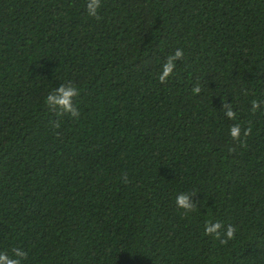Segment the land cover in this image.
<instances>
[{
    "label": "trees",
    "instance_id": "obj_1",
    "mask_svg": "<svg viewBox=\"0 0 264 264\" xmlns=\"http://www.w3.org/2000/svg\"><path fill=\"white\" fill-rule=\"evenodd\" d=\"M86 3L0 0V252L22 249L21 264H264V0H101L99 20ZM69 81L75 119L44 104ZM193 192L195 210L177 208ZM207 220L234 238L205 235Z\"/></svg>",
    "mask_w": 264,
    "mask_h": 264
},
{
    "label": "clouds",
    "instance_id": "obj_2",
    "mask_svg": "<svg viewBox=\"0 0 264 264\" xmlns=\"http://www.w3.org/2000/svg\"><path fill=\"white\" fill-rule=\"evenodd\" d=\"M101 7V0H87L86 11L88 16L93 17L97 20L100 19L98 15V10ZM183 50L177 49L174 53L169 55L164 64L162 65V71L158 79L160 83H166L168 77L173 73L175 68V61L183 59ZM194 94H199L201 88L199 84L192 89ZM80 94V89L74 83L69 81L68 83H61L58 87L53 88L44 98L45 106L52 111H56L57 117H62L68 115L75 119L79 117V110L77 105L73 103V99ZM262 102L257 100L251 101V110L255 112ZM222 108L224 110L225 116L230 120L236 119V112L229 106L228 103H223ZM53 129L60 128L59 119L51 122ZM252 128L248 126L243 129V136L247 137L251 134ZM230 137L233 141H238L241 147L245 146V141L241 139V125L239 123L233 124L229 129ZM229 151H235L234 148H230ZM122 181L124 183L128 182L127 175L122 176ZM196 193H180L177 195L175 204L177 208H181L187 212L195 210V203L189 202V196L195 195ZM224 227L219 221L207 220L204 224V234L212 235L215 239L220 240L221 244H227L229 240H232L237 231L236 227L229 224L224 232V237L221 238L220 229ZM25 258V252L20 248H15L12 250V255L10 256L7 252H0V264H21L22 260Z\"/></svg>",
    "mask_w": 264,
    "mask_h": 264
}]
</instances>
